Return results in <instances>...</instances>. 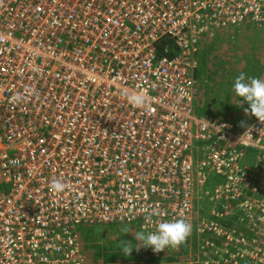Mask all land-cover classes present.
<instances>
[{
	"label": "built area",
	"instance_id": "1",
	"mask_svg": "<svg viewBox=\"0 0 264 264\" xmlns=\"http://www.w3.org/2000/svg\"><path fill=\"white\" fill-rule=\"evenodd\" d=\"M248 23L264 0H0V264L149 214L191 225L185 264H264V123L194 111L200 44Z\"/></svg>",
	"mask_w": 264,
	"mask_h": 264
},
{
	"label": "rangeland",
	"instance_id": "2",
	"mask_svg": "<svg viewBox=\"0 0 264 264\" xmlns=\"http://www.w3.org/2000/svg\"><path fill=\"white\" fill-rule=\"evenodd\" d=\"M199 48L197 55L205 53L207 64L202 74H205V77L201 81L197 80L198 93L197 103H194L195 113L198 116L207 115L234 121L239 125H247L254 121L255 117L250 114L245 115L244 109L248 105L244 104L240 107L238 103L240 98L234 94L232 85L235 78L241 73L246 77L264 79V28L250 23L240 25L237 28L221 32L215 39L200 44ZM252 158L247 157L246 164H252ZM212 178L215 179L214 176ZM78 228L79 226L76 227V232ZM125 228L128 229L127 234L123 231ZM135 228L137 227L133 225H115L111 228L99 229V237L94 240V243L100 247H107L104 251H108L111 246L115 245L110 242L114 238L118 240V243L129 241L137 246L139 242H134V237L131 235L139 231ZM117 245L114 247L119 248V244ZM139 246L141 245L139 244ZM190 246L196 253L197 245L192 238L188 240L187 250ZM133 250L140 253L138 261L142 262L152 258L144 248ZM186 255L187 252L184 253L182 246H179L177 249H166L164 254L162 251L159 253L160 258L156 261L165 262L163 264H185ZM171 258H176L177 261L171 262Z\"/></svg>",
	"mask_w": 264,
	"mask_h": 264
},
{
	"label": "clouds",
	"instance_id": "3",
	"mask_svg": "<svg viewBox=\"0 0 264 264\" xmlns=\"http://www.w3.org/2000/svg\"><path fill=\"white\" fill-rule=\"evenodd\" d=\"M232 89L234 94L240 98L238 100L240 107L244 104L248 105L244 109L245 115L250 114L257 121L264 123V79L246 77L245 74L241 73L235 78ZM132 102L136 105H142L144 98L138 95L132 98ZM50 187L52 191L59 193L65 190L66 185L56 180L52 182ZM144 221L146 225L155 224V231H146L144 226L140 229L137 225L139 231L131 235L134 237V242H139L141 246L137 247L133 242L121 241L118 244L123 255L130 256L133 249L139 250L140 248H150L154 253H160L166 249H177L191 232V225L183 219L154 220L153 215L149 214L144 217ZM123 231L125 234L128 233L127 228Z\"/></svg>",
	"mask_w": 264,
	"mask_h": 264
},
{
	"label": "trees",
	"instance_id": "4",
	"mask_svg": "<svg viewBox=\"0 0 264 264\" xmlns=\"http://www.w3.org/2000/svg\"><path fill=\"white\" fill-rule=\"evenodd\" d=\"M166 44L171 45L170 42L166 43V41H161L160 44L157 45L159 54H161V52L163 51V47ZM196 58L198 61V67H197V71L195 72V78L196 80L201 81L205 77L204 76L205 74L204 75L202 74L207 64L205 53L198 54ZM133 226L137 227V225H133ZM108 227L111 228L113 226H103L102 227V226L81 225L77 229V237L81 243L82 253L84 255L86 264H163L165 263L160 260L156 261L155 259H149V260L142 261V262L138 261L140 258V257L138 258L140 253H136L134 250L131 252L130 256H125L120 251V247L119 248L114 247V246H118L117 245L118 240L115 238L110 241L111 243H115V245L111 246L108 251H104L105 249H107V247H100L96 245L94 243V240L99 237V231H98L99 229H104ZM135 229H138V227ZM124 239H126V237H124ZM188 240H189V236L180 245L182 246L184 253L187 252L186 246L188 244ZM137 246L140 247L139 244H137ZM174 261H177V259L171 258V262H174Z\"/></svg>",
	"mask_w": 264,
	"mask_h": 264
},
{
	"label": "crops",
	"instance_id": "5",
	"mask_svg": "<svg viewBox=\"0 0 264 264\" xmlns=\"http://www.w3.org/2000/svg\"><path fill=\"white\" fill-rule=\"evenodd\" d=\"M206 117H210V116H207V115H206ZM190 237H192V235H190V236H189V240H191V238H190ZM187 251H188V250H187Z\"/></svg>",
	"mask_w": 264,
	"mask_h": 264
}]
</instances>
